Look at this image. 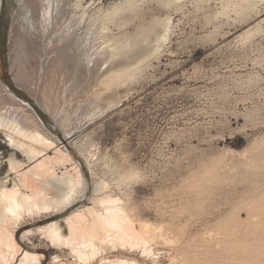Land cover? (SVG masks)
<instances>
[{
    "label": "rangeland",
    "instance_id": "1",
    "mask_svg": "<svg viewBox=\"0 0 264 264\" xmlns=\"http://www.w3.org/2000/svg\"><path fill=\"white\" fill-rule=\"evenodd\" d=\"M75 3L65 15L62 7L53 10L72 36L85 37V66L66 69L56 52L46 55L55 46L50 37L38 39L21 27V3L1 0L0 81L43 124L1 87L0 110L23 132L37 129L70 153L53 168L64 183L62 193L71 195L68 203L43 201L48 208L16 201L18 219L0 222L1 238L5 226H16L18 252L37 254L39 264H264V0ZM166 15L170 28L156 53L123 63L113 54L117 39L129 48L145 24ZM2 128L0 181L6 175L11 187L19 176L9 159L20 168L29 159ZM54 149L47 150L51 157ZM77 171L85 189L79 184L71 193L65 177ZM108 205L123 210L144 242L122 239V246L104 234L102 242L94 238L93 247L82 248L81 260L80 239L62 241L70 236L65 218L75 220L87 208L105 215ZM51 222L55 238H63L59 243L48 237ZM0 252L10 260V250Z\"/></svg>",
    "mask_w": 264,
    "mask_h": 264
},
{
    "label": "bare ground",
    "instance_id": "2",
    "mask_svg": "<svg viewBox=\"0 0 264 264\" xmlns=\"http://www.w3.org/2000/svg\"><path fill=\"white\" fill-rule=\"evenodd\" d=\"M18 1L21 3L20 6H22V8H23L22 9L23 12L20 11L22 13L21 18H19L21 21V23H20L21 27L26 29L25 31L28 30L29 33H31L32 35H35L36 38H38V39H41L44 37H45V39H47L48 37H50V44H51V42L55 43V46H54V44L52 45L54 48H52L50 46L47 49V54L46 53L45 54L48 56L51 52L52 53L56 52L55 56H58V58H56L57 60L55 59L56 62H58V63L62 62L64 67H66V69L69 68V66L70 67L73 66L76 68L77 67L83 68L85 66L83 64V67H82V62H84V60H83L84 58L82 57L83 52H82V46H81V43L83 42L81 39L84 37L82 34L83 32L81 33L82 35L78 34V33L77 34L73 33L74 35L72 36L71 35L72 33H70V28H68L67 22H65L64 20H58L57 21L58 15H56L55 18L53 17V10L55 8L58 10L59 9L61 10V7L64 8L63 12L65 15V12L67 11L69 5L71 4V0H18ZM76 1H77V3H75V4H77V5H75V6H76V8H77V6L79 8L81 0H76ZM153 1H155L157 4H161V5L166 6V5H171V4H173V5L177 4L180 0H153ZM130 3H132V2H130ZM0 4H1V0H0ZM128 7L130 8L129 10H132L136 6H135V3L133 2V5L130 4V6H128ZM18 10H20V9H18ZM19 19H17V20H19ZM55 19L57 22H54ZM146 22L147 21H145V23ZM170 22H171V17L166 15L163 18H155L154 21L145 24V26H143V27L140 24L142 29L131 38V41L129 43V45H130L129 48H127V46H125L126 43L124 44V38L117 39V41H115L116 51L113 54L122 60L121 63H123L125 60H127V58H129V59L130 58H132V59L133 58H141L143 61L145 58H147V56L156 53V51H158L159 47L166 41V36L168 35V31L170 28L169 27ZM141 27H139V29ZM31 34H29V35L31 36ZM31 37H28V38H31ZM44 45H46V44H44ZM47 45H49V44H47ZM74 45H76L78 52H76L77 51L76 49L72 48ZM39 52H40V50H39ZM43 53L44 52H42V54ZM50 57H52V56H50ZM47 58H45L43 60V61H45V63L48 62ZM52 58L54 59V57H52ZM52 58H50V59H52ZM50 62L51 61H49V63ZM65 62H67L66 65H65ZM138 64L139 63H137V65ZM47 66H45V67H47ZM135 67H137V66H135ZM47 69L48 68H46V70ZM133 69H135V68H133ZM133 69H131V71H133ZM127 71H128V69L126 70V72ZM116 76H118V74L112 75V78L114 79ZM108 77H110V75ZM0 87L2 88L1 89L2 93L6 92L5 95L10 100L15 101L18 104H20L21 106L25 107L31 113V115L34 117V119H36L39 122L40 126L43 124L41 119L37 115V113L31 108V106L27 102L23 101L22 99L16 97L14 94H12L6 88V85H4L1 81H0ZM4 113L5 112L0 110V127L5 128L4 130L6 132V135L8 136V138L10 140V144L14 147V149H16V150L20 149L23 153H25L28 156L29 164L24 165L23 167H25V168H23L22 166H21L22 168H20V165H21L20 163H15L9 159V165H10L9 169L11 171L15 170L17 172V174L19 176V180H18L19 182H18V184L12 185L11 187H7V185L5 184V183H7L6 175L0 181V184H1L0 185V204L2 205V210L0 211V220H1L0 222L3 223L2 221H5V219H7L9 216L13 217L14 215H16L15 220L18 219L19 214H16V212H15V210L17 209V208H15V206L17 207V205H15L16 201H18V204L19 203H25L26 201L27 202L31 201L33 206H38L37 202L39 201L41 203V206H39V207H41V208L42 207L44 208V206H45V205H42V202L45 200H48V199H57L58 201L60 200V202L65 201L66 203L70 202L71 201L70 200L71 195L69 193L68 194L70 196L68 194L62 193L64 183H62L58 180V178L56 177V174L54 172V168H53L55 162L64 163L66 160H69L70 153H68L66 149L61 148L62 146H59L58 144L56 145L51 139H50L51 141L48 140L49 138L47 136H46L47 137L46 138L44 136V134L42 135L40 132L37 131V129L36 130L31 129V131L29 133H28V131L23 132L24 130L22 129L23 130L22 131L20 128H18L12 122H10L9 118ZM25 139L26 140L28 139V142ZM37 146H40V147H37ZM51 148H55L54 149L55 153H56L55 157H51V155H48V153H47L48 152L47 150L51 149ZM75 167L77 168V166H75ZM78 171L76 172L78 174H76L75 177L71 174L70 175L72 177L71 176L69 177V174H66V175H68V177L67 176L65 177L67 179L66 184H68L67 186H69L68 188H69L70 192L72 190H74L73 188H75V186L78 187L79 184H82L83 190L85 189L82 175ZM64 173L65 172H63V174ZM64 175H63V177H64ZM63 177H62L63 181H66V180H64L65 178H63ZM59 179H61V178H59ZM22 187L24 189L29 190V193L21 192L20 189ZM68 188H67V190H68ZM50 193L51 194L53 193V194L50 196ZM19 198L21 200L23 199L25 201L22 200L23 202L22 201L20 202ZM106 198L108 199L109 197H106ZM99 199H100L99 201L101 203L106 202L105 198H103V199L99 198ZM61 200H63V201H61ZM108 201H109L108 202V204H109L110 200H108ZM60 202H58V203H60ZM40 203H39V205H40ZM113 203H114V201H113ZM101 205H103V204H101ZM46 208H48V207H46ZM88 209L89 208H87V210ZM87 210H86V213H87ZM84 212H85V209L83 211H79V212L77 211V213L75 214V220H73L71 218V216H67L65 218L66 221L68 222L66 224H68V229L70 232V234H69L70 236L68 235L69 237H67V238L63 239L62 236H57V238H55L54 234L57 232L56 231L57 229L54 227L55 222H51L47 225V227H48L47 233L49 234L48 237L50 236L51 241L55 240L56 242L59 243V241H61L63 239L62 241L67 242V244H68V242L72 244V243L76 242L77 239L78 240L80 239V242L77 245L78 248H80V249L76 248V250L78 251V253H76V254H78V257H80V259L83 258V256H86L85 252L82 251V248L93 247L94 243L92 242V240L94 238H97V239H99V241L102 242V240L105 239V238H102V236H104V234H107L106 235L107 237L109 234L112 235V238L114 240H115V238H116V240H117V238H119L118 241H120V243L122 242V239L125 242H126V240H128V242H130V240H131V241H133L134 244H135V242L140 243V240L143 241V239H144V238L141 239V237H143V236H141L140 232L133 226L131 219L129 220V218L126 216V214L123 212V210L122 211L120 210V207L118 208L117 206L115 207L114 205L113 206L108 205L106 210H104V213L106 212L105 215L96 214L95 212H98L97 210H94L91 212L89 211L90 213L88 212L87 216L85 215L86 213H84ZM90 214L92 215V217H88V216H91ZM88 218H90V219H88ZM1 223H0V226H1ZM14 227H16V226H13L11 229L8 230V229H6L8 227L5 226V231H6L4 233V235H6L5 238H1L3 231L1 232L2 234L0 236V244L3 248L0 246L2 248V249H0V251L1 250H10L11 256L9 257L10 258V260H9L6 256L2 255L5 253L0 252V264H11L13 261H15V263L17 262L16 264H39L37 254L29 252L28 250H22L21 252H18L20 249H19V246L17 245V242L15 240V236H14V230L15 229H14ZM40 228L42 229V227H40ZM122 244L123 243H121V245ZM144 246H145V244H144ZM2 252H4V251H2ZM7 253H8V251H7ZM17 253H19L20 257L18 258V260H14L15 255ZM140 254H142V253H140ZM117 260H118V258H117ZM103 263H105V264H139L135 260H131V261H129V260H127V261L126 260H118L116 263H114L113 261L106 260V261H103Z\"/></svg>",
    "mask_w": 264,
    "mask_h": 264
},
{
    "label": "clouds",
    "instance_id": "3",
    "mask_svg": "<svg viewBox=\"0 0 264 264\" xmlns=\"http://www.w3.org/2000/svg\"><path fill=\"white\" fill-rule=\"evenodd\" d=\"M139 179H140V178L138 177V178H137V182H139Z\"/></svg>",
    "mask_w": 264,
    "mask_h": 264
}]
</instances>
